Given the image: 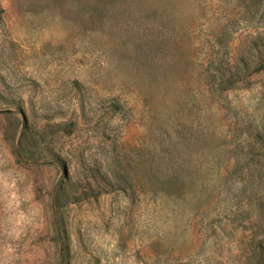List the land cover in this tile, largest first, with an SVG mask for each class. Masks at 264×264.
Returning <instances> with one entry per match:
<instances>
[{
    "label": "rangeland",
    "instance_id": "obj_1",
    "mask_svg": "<svg viewBox=\"0 0 264 264\" xmlns=\"http://www.w3.org/2000/svg\"><path fill=\"white\" fill-rule=\"evenodd\" d=\"M0 264H264V0H0Z\"/></svg>",
    "mask_w": 264,
    "mask_h": 264
}]
</instances>
